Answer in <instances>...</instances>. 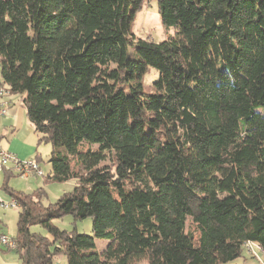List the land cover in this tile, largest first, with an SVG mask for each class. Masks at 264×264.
I'll use <instances>...</instances> for the list:
<instances>
[{
    "label": "trees",
    "instance_id": "obj_1",
    "mask_svg": "<svg viewBox=\"0 0 264 264\" xmlns=\"http://www.w3.org/2000/svg\"><path fill=\"white\" fill-rule=\"evenodd\" d=\"M152 1L173 33L135 40ZM0 66V88L52 145L47 178L77 182L50 205L5 183L21 264L264 255V0H0ZM67 216L91 219L93 235L55 226Z\"/></svg>",
    "mask_w": 264,
    "mask_h": 264
},
{
    "label": "rangeland",
    "instance_id": "obj_2",
    "mask_svg": "<svg viewBox=\"0 0 264 264\" xmlns=\"http://www.w3.org/2000/svg\"><path fill=\"white\" fill-rule=\"evenodd\" d=\"M172 33L173 30H167L162 24L158 10V3L156 1L144 3L142 8L136 13L134 22L132 24V38L135 40L143 39L149 42H162L165 41ZM157 79L158 73L154 69H151L150 72L144 76L142 82L146 93L153 94L155 92L154 83ZM44 146H46V144H44ZM48 146L50 149H52L51 144H48ZM95 148L96 147H94V149ZM49 155L50 154L47 155L48 157H44V162L41 165L42 169L39 167L38 163L35 162V164L38 166V171H35V174L30 173L29 175H22L15 169H13V175L7 176L6 174H2V179L0 180V188L2 187V191L4 192L3 186L6 182L10 188L25 194H34L37 191V195H41V193L43 194L42 201L45 205L54 204L57 202V200H59L61 194L64 195L65 193L71 192L77 185L76 181H69L66 184L63 183L62 185L56 184L54 186H48L49 188L47 190L39 189V186L41 185L40 182L44 183L42 178L45 175H49L52 170V164L49 163ZM16 159L17 163L20 164H26L30 162V159H27V157H18ZM8 165H11V168L15 167L13 163H9ZM103 165L113 166L111 161H107L103 163ZM5 168L6 167L2 169ZM31 171L34 172L33 170ZM54 224L56 227L64 231L72 232L74 229H76L80 234L93 235L91 219H86L76 223L74 222L73 217L67 216L63 219L55 220ZM188 227L194 231L191 221L188 222ZM32 230L35 233H40L44 236H47L46 232L40 227H34ZM107 244L108 242L105 240H96V251H103ZM263 259L264 255L262 250H260L256 245H249L248 247L244 248L242 257L228 264H263ZM53 264H67V258L63 254L58 255L54 258Z\"/></svg>",
    "mask_w": 264,
    "mask_h": 264
},
{
    "label": "crops",
    "instance_id": "obj_3",
    "mask_svg": "<svg viewBox=\"0 0 264 264\" xmlns=\"http://www.w3.org/2000/svg\"><path fill=\"white\" fill-rule=\"evenodd\" d=\"M3 100L8 101L9 108L7 115L0 116V150L15 158L27 157L31 162H37L41 168L44 157H48V154L51 155L52 149H50L47 143L40 141V137L37 135L35 127L28 117L23 98L9 93ZM11 167V165H7L5 169L0 167V180L2 179V174L13 175L14 168ZM31 174L35 173L32 172ZM47 177L48 175H45L42 178L44 183L40 182L39 189L47 190L48 186L62 185V183L48 180ZM11 199L8 193L2 191L1 187L0 203L1 201H11ZM19 211V208L8 210L0 208V235L10 238L16 237ZM0 264H21L16 250H10L0 243Z\"/></svg>",
    "mask_w": 264,
    "mask_h": 264
},
{
    "label": "built area",
    "instance_id": "obj_4",
    "mask_svg": "<svg viewBox=\"0 0 264 264\" xmlns=\"http://www.w3.org/2000/svg\"><path fill=\"white\" fill-rule=\"evenodd\" d=\"M8 108H9L8 101L3 100V95H1L0 93V116L7 115ZM9 163H13V165L15 166L14 169L18 173H21L22 175H29L30 173H32L31 170H33L34 173L35 171L36 172L38 171V166L35 163L31 161L26 164L17 163V159L15 157L9 155L3 150H0V167L4 168ZM19 205H20L19 202L15 199H11V201H1L0 203L1 208L4 210L17 209L19 208ZM0 243L1 245L7 247L10 250H16L17 245L13 238H10L5 235H0Z\"/></svg>",
    "mask_w": 264,
    "mask_h": 264
},
{
    "label": "bare ground",
    "instance_id": "obj_5",
    "mask_svg": "<svg viewBox=\"0 0 264 264\" xmlns=\"http://www.w3.org/2000/svg\"><path fill=\"white\" fill-rule=\"evenodd\" d=\"M0 93H1V95H3V99H4L5 96H7L9 94V92L6 91L3 87L0 88Z\"/></svg>",
    "mask_w": 264,
    "mask_h": 264
}]
</instances>
